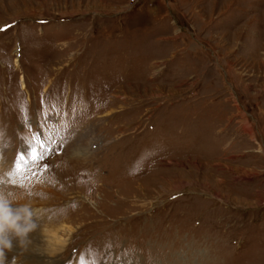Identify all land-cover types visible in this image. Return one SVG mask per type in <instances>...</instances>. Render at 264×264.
I'll use <instances>...</instances> for the list:
<instances>
[{"label":"rangeland","instance_id":"1","mask_svg":"<svg viewBox=\"0 0 264 264\" xmlns=\"http://www.w3.org/2000/svg\"><path fill=\"white\" fill-rule=\"evenodd\" d=\"M0 181V264H264V0H0Z\"/></svg>","mask_w":264,"mask_h":264},{"label":"clouds","instance_id":"2","mask_svg":"<svg viewBox=\"0 0 264 264\" xmlns=\"http://www.w3.org/2000/svg\"><path fill=\"white\" fill-rule=\"evenodd\" d=\"M34 216L28 204L15 203L14 197L0 192V254L12 249L14 243L20 246L27 243L29 234L37 227Z\"/></svg>","mask_w":264,"mask_h":264},{"label":"bare ground","instance_id":"3","mask_svg":"<svg viewBox=\"0 0 264 264\" xmlns=\"http://www.w3.org/2000/svg\"><path fill=\"white\" fill-rule=\"evenodd\" d=\"M12 182H14V183H16L17 181L16 180H13ZM18 183V182H17ZM16 183V184H17ZM48 190H49V188H48ZM28 191V190H27ZM48 202V201H47ZM55 211H56V209H53V210H51L48 214H49V217H51V213H52V216H54V213H55ZM52 218V217H51ZM50 221H54V220H51L50 219ZM30 238V237H29ZM32 240V239H31ZM31 240H30V242H31ZM59 242H62V240H59ZM27 245V244H26Z\"/></svg>","mask_w":264,"mask_h":264},{"label":"snow or ice","instance_id":"4","mask_svg":"<svg viewBox=\"0 0 264 264\" xmlns=\"http://www.w3.org/2000/svg\"><path fill=\"white\" fill-rule=\"evenodd\" d=\"M23 158H21V160H22Z\"/></svg>","mask_w":264,"mask_h":264}]
</instances>
